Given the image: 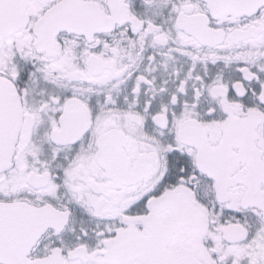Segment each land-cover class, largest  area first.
I'll use <instances>...</instances> for the list:
<instances>
[{
    "label": "snow or ice",
    "instance_id": "snow-or-ice-1",
    "mask_svg": "<svg viewBox=\"0 0 264 264\" xmlns=\"http://www.w3.org/2000/svg\"><path fill=\"white\" fill-rule=\"evenodd\" d=\"M0 264H264V0H0Z\"/></svg>",
    "mask_w": 264,
    "mask_h": 264
}]
</instances>
